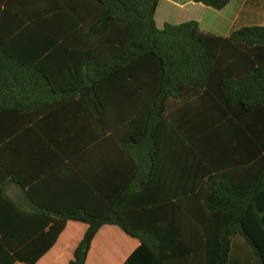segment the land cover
<instances>
[{
    "label": "trees",
    "instance_id": "trees-1",
    "mask_svg": "<svg viewBox=\"0 0 264 264\" xmlns=\"http://www.w3.org/2000/svg\"><path fill=\"white\" fill-rule=\"evenodd\" d=\"M159 1L0 0V264H264V27Z\"/></svg>",
    "mask_w": 264,
    "mask_h": 264
},
{
    "label": "crops",
    "instance_id": "crops-1",
    "mask_svg": "<svg viewBox=\"0 0 264 264\" xmlns=\"http://www.w3.org/2000/svg\"><path fill=\"white\" fill-rule=\"evenodd\" d=\"M166 10L161 16L162 25L158 23L159 5L156 13V23L159 29H163L167 23L182 24L189 21L200 23L205 33L221 37H229L231 33L242 27L262 26L264 27V0H231V3L222 11L214 10L203 4L194 3L191 0H164ZM7 190V195L12 190ZM19 190H17V196ZM13 197H11L14 200ZM228 264H262L252 247L245 238L238 235L232 242Z\"/></svg>",
    "mask_w": 264,
    "mask_h": 264
},
{
    "label": "rangeland",
    "instance_id": "rangeland-1",
    "mask_svg": "<svg viewBox=\"0 0 264 264\" xmlns=\"http://www.w3.org/2000/svg\"><path fill=\"white\" fill-rule=\"evenodd\" d=\"M166 5H167V3L164 0H161L160 6H159V13H158V23H159V25H162L163 19H162L161 16L163 15L164 11L166 10ZM9 195L11 197H13L14 199H16L17 190L13 189L12 191L9 192Z\"/></svg>",
    "mask_w": 264,
    "mask_h": 264
}]
</instances>
